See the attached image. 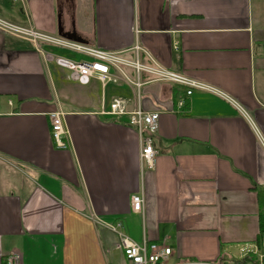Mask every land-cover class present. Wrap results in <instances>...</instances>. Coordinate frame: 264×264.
Returning <instances> with one entry per match:
<instances>
[{"label": "crops", "instance_id": "0c3cea01", "mask_svg": "<svg viewBox=\"0 0 264 264\" xmlns=\"http://www.w3.org/2000/svg\"><path fill=\"white\" fill-rule=\"evenodd\" d=\"M0 19L127 57L137 47L142 62L147 53L226 96L144 84L142 110L160 114L147 163L128 116L104 114L119 97L134 109L133 87L72 82L29 42L0 30V264L12 254L21 264H129L104 227L117 221L136 243L164 242L178 262L236 260L251 244L264 250V235L256 241L264 0H0ZM226 99L242 107L261 139ZM55 109L64 116L65 149L51 137ZM133 195L143 198L142 212L132 210Z\"/></svg>", "mask_w": 264, "mask_h": 264}, {"label": "built area", "instance_id": "2783aa9c", "mask_svg": "<svg viewBox=\"0 0 264 264\" xmlns=\"http://www.w3.org/2000/svg\"><path fill=\"white\" fill-rule=\"evenodd\" d=\"M0 30L29 42L35 48V51L44 59L49 58L54 65L64 69L72 82L87 85L92 79H95L102 86L109 83L123 82L136 88V106L134 109L129 111L127 109L128 101L119 97L111 102L109 111L104 114L113 117L128 116L127 124L136 130L139 137L141 146L140 160L147 163H151L155 155V151L153 150V136L158 130L160 114L159 112L150 113L142 110L139 95V88L141 86L152 82L169 83L185 88V95L187 97L191 96L195 91H198L210 92L226 98L225 95L220 93L212 85L180 75L162 67L147 53H144L147 62H142L138 55L139 48L137 47L133 49L135 56L127 57L124 51L121 50L108 51L92 48L56 34L43 33L35 30L31 26H19L2 19H0ZM44 47L67 50L75 54L84 55L88 60L75 62L61 56H51L46 53ZM226 100L236 108L240 116L249 122L253 135L261 139L256 125L242 107L231 99ZM185 105L184 100L178 101V110L182 111ZM48 116L51 123V137L54 143L58 148L65 149L67 146L63 139L67 137V132L64 129L63 113L55 109ZM131 203L134 212H142L143 198L133 195L131 197ZM89 218L95 224H99V221L94 216L90 215ZM104 227L117 236L118 249L130 264H168L172 258V250L164 242L156 244L143 240L141 243H136L130 240L124 234L123 225L120 221L111 225H104ZM21 260L19 254H12L8 255L3 263L21 264ZM236 261L238 263H226L220 262L219 260L214 262L183 260L177 264H264V250L257 244L242 246Z\"/></svg>", "mask_w": 264, "mask_h": 264}, {"label": "trees", "instance_id": "16d2710c", "mask_svg": "<svg viewBox=\"0 0 264 264\" xmlns=\"http://www.w3.org/2000/svg\"><path fill=\"white\" fill-rule=\"evenodd\" d=\"M260 205H259V235L257 237V243L259 244L263 235H264V199L260 198ZM220 262H226V263H238L236 260L232 259H225L221 258L219 259Z\"/></svg>", "mask_w": 264, "mask_h": 264}, {"label": "rangeland", "instance_id": "374dc122", "mask_svg": "<svg viewBox=\"0 0 264 264\" xmlns=\"http://www.w3.org/2000/svg\"><path fill=\"white\" fill-rule=\"evenodd\" d=\"M236 255V254H235ZM194 261V260H193ZM178 261L176 259H171L168 264H177ZM130 264V263H129Z\"/></svg>", "mask_w": 264, "mask_h": 264}, {"label": "bare ground", "instance_id": "6f19581e", "mask_svg": "<svg viewBox=\"0 0 264 264\" xmlns=\"http://www.w3.org/2000/svg\"><path fill=\"white\" fill-rule=\"evenodd\" d=\"M153 83V82H152ZM110 84H116V83H110ZM142 87V86H141ZM140 87V88H141ZM140 88H139V90H140ZM135 89V91H136V93H137V90H136V88H134ZM139 95H140V93H139ZM140 154H141V150H140ZM140 158H141V156H140Z\"/></svg>", "mask_w": 264, "mask_h": 264}]
</instances>
